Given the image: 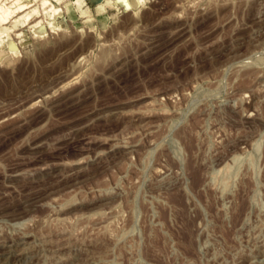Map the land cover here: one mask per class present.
<instances>
[{"label":"rangeland","instance_id":"rangeland-1","mask_svg":"<svg viewBox=\"0 0 264 264\" xmlns=\"http://www.w3.org/2000/svg\"><path fill=\"white\" fill-rule=\"evenodd\" d=\"M77 1L0 49V264H264V0Z\"/></svg>","mask_w":264,"mask_h":264},{"label":"bare ground","instance_id":"bare-ground-1","mask_svg":"<svg viewBox=\"0 0 264 264\" xmlns=\"http://www.w3.org/2000/svg\"><path fill=\"white\" fill-rule=\"evenodd\" d=\"M60 1L61 2L63 1L66 5L65 8H68L67 2L69 0H42V4H40L43 7L44 6L47 7L48 5L50 6V7L48 6L49 10L48 9H46V10L50 11V13H51L50 14L51 15V18H50L51 19V22H50L51 25H53L52 21L54 20V18L56 19L55 16L61 12V8L58 6ZM79 1L80 0H78L77 2H79ZM32 2H33V0H0V49H2L4 47L3 46L4 43H8L10 48H13V50H15V45L12 42H10V39H11L10 32L13 31V30H11V28L12 29L15 28L17 26V24L20 23V21L29 20L35 14L39 15L37 6L31 9ZM46 7H44V8H46ZM50 15H49V17H50ZM14 18H15V20H14ZM12 20H14V21H12ZM42 21L40 19L35 18L32 22H29V23L32 24L33 28H37L42 23ZM10 22H12V25H13L12 27L8 26L9 25L8 23H10ZM17 35L18 36L21 35V32L17 33Z\"/></svg>","mask_w":264,"mask_h":264}]
</instances>
